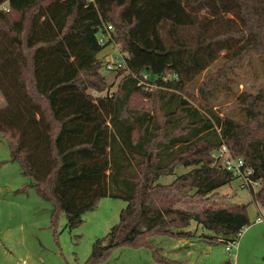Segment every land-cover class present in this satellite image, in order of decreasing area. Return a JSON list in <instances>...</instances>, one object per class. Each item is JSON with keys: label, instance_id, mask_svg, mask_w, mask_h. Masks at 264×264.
I'll return each mask as SVG.
<instances>
[{"label": "trees", "instance_id": "1", "mask_svg": "<svg viewBox=\"0 0 264 264\" xmlns=\"http://www.w3.org/2000/svg\"><path fill=\"white\" fill-rule=\"evenodd\" d=\"M111 43L126 53V68L117 91L94 96L90 89L108 88L98 54ZM252 56L264 78V0H0V135L11 159L51 199L52 219L63 212L69 229L101 198L127 201L84 264L123 246L156 252L153 235L189 236L192 221L210 231L200 234L210 242L236 241L251 224L247 204L182 207L237 178L214 157L222 145L262 181L252 196L264 209V84L239 96L241 120L209 102L215 90L232 88L231 74ZM220 58L200 96L188 91ZM144 72L152 91L139 82ZM178 165L192 169L158 182Z\"/></svg>", "mask_w": 264, "mask_h": 264}, {"label": "rangeland", "instance_id": "2", "mask_svg": "<svg viewBox=\"0 0 264 264\" xmlns=\"http://www.w3.org/2000/svg\"><path fill=\"white\" fill-rule=\"evenodd\" d=\"M201 13L207 14V10ZM118 51H121L120 46L111 43L98 54L103 60L101 73L108 85L102 93L118 90L120 71L106 69V64ZM222 63L221 58L213 63L186 86L188 91L199 97V84L207 74L218 71ZM261 71V64L252 56L231 74L235 79L232 88L215 90L209 96L210 104L221 114L241 120L244 112L239 96L244 92L259 91L264 84ZM144 89L152 91L154 86H144ZM89 92L93 95L99 93L92 89ZM4 105V97L0 94V108ZM191 169L190 166L178 165L172 174L161 176L158 182L171 183ZM212 202L247 204L251 223L264 213L261 204L253 200L251 189L242 187L239 176L217 189L211 197L182 207L199 211ZM126 206L127 201L122 198L104 197L99 200L96 209L84 214L83 222L74 229L67 227L63 212L54 221L51 216L53 202L31 185L30 178L22 172L21 164L11 159L9 142L0 135V264H84L95 240L108 235L119 222L121 210ZM261 228H264V222L252 223L244 228L237 244L228 252L227 243L210 242L200 237V234L210 231L192 221L186 229L190 231L189 236L153 235L152 243L160 248L156 252L150 247L123 246L112 250L107 259L99 264H164L159 262L161 256L187 261L188 264H222L228 260H235V264H264V234L258 233ZM248 230L249 236L246 235Z\"/></svg>", "mask_w": 264, "mask_h": 264}, {"label": "built area", "instance_id": "3", "mask_svg": "<svg viewBox=\"0 0 264 264\" xmlns=\"http://www.w3.org/2000/svg\"><path fill=\"white\" fill-rule=\"evenodd\" d=\"M109 30H111V26L107 27V34H104L101 32L99 34V40L101 44H104L109 38L110 33ZM126 53L122 51H118L115 56L109 60V62L106 64V69L108 71H114V70H121L123 68H126V59H125ZM138 77V76H136ZM170 78H178L177 75H170ZM150 75L146 72L142 73L138 79L140 84L146 86V87H153L154 84L150 82ZM165 79H167L165 77ZM112 94L111 91H107L106 93H97L94 96H98L101 94ZM214 157L216 158L217 162H219L224 168H226L229 171H232L236 176H239L242 178V187H247L251 189V191H258L260 187L262 186V181L255 179L252 177L253 175V169L246 165L245 161L241 157H235L232 155L230 149L226 145L220 146L217 150L214 151ZM256 222H264V213H260V215L256 218ZM237 244L236 241H230L226 245V250L228 252L232 251L233 246ZM235 260L233 263L235 264Z\"/></svg>", "mask_w": 264, "mask_h": 264}, {"label": "crops", "instance_id": "4", "mask_svg": "<svg viewBox=\"0 0 264 264\" xmlns=\"http://www.w3.org/2000/svg\"><path fill=\"white\" fill-rule=\"evenodd\" d=\"M256 220V219H255ZM252 223H256V221L252 222ZM252 223L250 225H252ZM249 225V226H250ZM258 231V230H257ZM261 232V233H260ZM258 233L260 234H264V228H261V231H258ZM248 234V236L250 235V230H248V232H246V235ZM254 235V234H253Z\"/></svg>", "mask_w": 264, "mask_h": 264}]
</instances>
